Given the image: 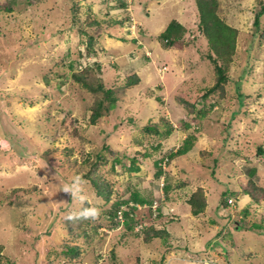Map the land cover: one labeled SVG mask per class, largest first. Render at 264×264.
<instances>
[{
  "label": "rangeland",
  "instance_id": "obj_1",
  "mask_svg": "<svg viewBox=\"0 0 264 264\" xmlns=\"http://www.w3.org/2000/svg\"><path fill=\"white\" fill-rule=\"evenodd\" d=\"M219 2L239 36L226 96L204 98L216 77L197 0H0L4 264H264V228L256 226L264 227V199L255 204L244 195L250 180L264 188V16L253 26L264 0ZM172 20L188 28L182 49L167 50L159 40ZM87 34L97 39L95 56L87 54ZM89 66L88 81H101L118 98L96 125L91 110L101 95L74 78ZM133 75L141 81L127 87ZM149 123L174 131L147 133ZM191 135L195 147L170 159ZM97 153L106 158L96 173L112 185L109 203L84 178ZM116 157L127 167L135 157L140 171L117 166L114 173ZM76 178L78 196L64 191ZM198 188L208 208L195 217L187 201ZM132 192L149 201L138 211L143 227L165 229V239L146 244L142 227L128 232L112 222L114 203ZM225 193L237 201L229 208ZM85 202L98 215L85 226L89 236L79 230L76 237L67 223ZM150 204L161 217L148 218ZM68 247H78L77 256Z\"/></svg>",
  "mask_w": 264,
  "mask_h": 264
},
{
  "label": "trees",
  "instance_id": "obj_2",
  "mask_svg": "<svg viewBox=\"0 0 264 264\" xmlns=\"http://www.w3.org/2000/svg\"><path fill=\"white\" fill-rule=\"evenodd\" d=\"M261 9L259 12L255 14L253 26L258 29L261 26V20L264 16V3H261ZM128 4L127 2H123L121 4V9L123 11H127ZM220 2L219 0H197V9H198V30L202 33L204 38L207 41L208 52L207 59L212 63L216 82L215 85L209 88L205 94L204 98H207L213 93H220V97L224 98L226 96L225 85L228 82V70L230 64L233 62V58L236 52L237 40L239 36V31L229 25L219 14ZM11 11V8H8ZM121 23V22H120ZM100 25L97 21L92 23L91 25ZM188 32V28L183 25L179 20H172L167 28L159 34V40L162 46L167 49H182L187 44L185 40V36ZM87 54L88 56L97 55L95 51V46L97 44V39L87 34ZM91 67H85L83 72L74 74V78L77 82H80L81 85L86 88L89 92L101 95L99 99L95 101V106L92 108L90 123L92 125H96L101 118L104 117L106 112H110L115 109L116 104L118 102V98L115 96V92L113 89L106 88L104 84L99 81L96 83H92L88 81L86 78V74L89 73ZM86 71V72H85ZM92 72V70H91ZM141 79L138 75H133L129 77L126 81V86L131 87L138 83H140ZM214 106V105H213ZM212 106V107H213ZM208 111L205 109L201 111L200 116H205ZM187 126L186 128H189ZM145 132L156 134L158 136L166 137L169 136L173 131V127L168 125L166 131H162L158 125L149 123L145 128ZM195 137L193 135L188 136L185 140L184 144L178 149L176 152L170 153L168 157L170 159L181 157L187 155L194 147ZM105 151H110L111 154L116 155V153L110 148L109 145H105L103 147ZM259 154H264V149L262 147L258 148ZM96 161H91L90 158L87 160V164L89 165V172L85 175V179L90 182L92 187L95 190L97 197L103 199L106 203L111 201L113 190L112 185L106 182L103 177L97 175V169L99 167V162L105 161L106 158L101 153H97L95 155ZM163 160V159H162ZM169 160V159H168ZM137 159L134 157L131 159L130 167L123 166L122 160L119 157L114 159L113 172H116L117 166H121L127 172L137 173L140 171V168L136 166ZM165 161V160H163ZM169 162V161H166ZM161 163H156L157 178H161L164 174ZM166 187L167 191L169 189V184ZM169 194V193H168ZM234 193L223 194L222 195V206L224 208H229L232 205L229 204L228 200L234 196ZM244 195L248 196L255 204H260L264 199V188L257 186L253 181L248 182V189L245 190ZM236 201V200H235ZM237 202V201H236ZM149 204V201L142 198L139 193L132 192L130 197L126 200L117 201L114 203L113 207L109 212V217L112 219V222L115 223V226L119 227L120 225L124 226L126 231L133 232L136 228L142 227L139 232L142 235L143 241L146 244L153 242L156 239H165L168 236L167 231L157 230L153 225L148 227H143V219L144 216H141L138 211L140 210V206H146ZM187 204L191 208V213L193 216L198 217L204 214L208 208V201L206 192L202 188H198L195 192H193L190 198L187 201ZM149 205V215L148 218L151 217L157 219L161 217V212L159 206ZM86 209H90V204L85 202V205L81 209L78 215L70 218L67 226L70 231V234L78 237L77 233L79 230H82L85 235L89 236L88 231H86V225L88 226L92 222V217L85 218L81 215ZM247 212V211H246ZM152 219V218H151ZM253 226L256 224H252ZM259 230H261L263 225H256ZM78 247H68L67 254L71 256H77ZM0 264H4V255H3V247L0 246Z\"/></svg>",
  "mask_w": 264,
  "mask_h": 264
},
{
  "label": "clouds",
  "instance_id": "obj_3",
  "mask_svg": "<svg viewBox=\"0 0 264 264\" xmlns=\"http://www.w3.org/2000/svg\"><path fill=\"white\" fill-rule=\"evenodd\" d=\"M64 191L66 193H70L74 196H78L80 191H81V181L79 178H76L75 182L70 185L69 187H65ZM80 199H83V197H79ZM82 216H84L85 218L91 216L93 218H95L98 215V210L96 209H86L84 212L81 213Z\"/></svg>",
  "mask_w": 264,
  "mask_h": 264
},
{
  "label": "built area",
  "instance_id": "obj_4",
  "mask_svg": "<svg viewBox=\"0 0 264 264\" xmlns=\"http://www.w3.org/2000/svg\"><path fill=\"white\" fill-rule=\"evenodd\" d=\"M228 202H229V204H230V205H232V206H233L235 201H234V199H233V198H231V199H229V200H228ZM153 208H154V209H156V206H155V207H153Z\"/></svg>",
  "mask_w": 264,
  "mask_h": 264
},
{
  "label": "crops",
  "instance_id": "obj_5",
  "mask_svg": "<svg viewBox=\"0 0 264 264\" xmlns=\"http://www.w3.org/2000/svg\"><path fill=\"white\" fill-rule=\"evenodd\" d=\"M166 28H167V27H166ZM166 28H165V29H166Z\"/></svg>",
  "mask_w": 264,
  "mask_h": 264
}]
</instances>
